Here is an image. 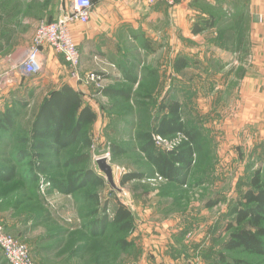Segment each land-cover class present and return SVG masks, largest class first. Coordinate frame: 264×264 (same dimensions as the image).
<instances>
[{
  "label": "rangeland",
  "instance_id": "374dc122",
  "mask_svg": "<svg viewBox=\"0 0 264 264\" xmlns=\"http://www.w3.org/2000/svg\"><path fill=\"white\" fill-rule=\"evenodd\" d=\"M211 1L202 0L195 8L214 24L197 34L187 31L184 41L183 52L198 51L205 57L198 71H186L198 89L183 92L178 88L174 61L180 58L172 43L167 46L162 40L147 51L152 55H136L130 46L131 60L95 61L93 70L81 67L83 72H100L98 79L76 83L83 89V101L96 113V120L83 129L91 144L85 146L81 136L55 153L30 148V128L50 87L37 76L19 75L14 61L18 54L9 57L30 33V23L24 25L19 16L32 14L34 1L0 0V112L14 105L19 113L14 129L0 131V167L13 163L19 173L10 182H0V226L26 245L34 263L212 264L217 260L229 236L225 229L233 218L229 210L254 170L264 168V93L257 92L264 89V21L257 19L258 11L249 0ZM191 18L197 21L196 16ZM187 24L192 28L195 22ZM17 28L20 35L15 38ZM165 53L174 60L161 61ZM162 66L168 88H163L166 78L157 75ZM19 87L26 88L23 95L16 92ZM40 87L44 89L36 98L33 91ZM113 91L128 92L129 97ZM166 94L180 101L186 126L197 128L201 135V152L182 185L160 176L139 149V134L157 124L158 104ZM160 139L156 143L160 151L176 148L184 140L180 135ZM112 146L120 152L114 153ZM22 151L33 156L18 161L16 156ZM84 155L88 157L83 159ZM101 157L111 167L114 186L97 167ZM37 161L53 166L36 172L37 179L32 180L30 163ZM90 169L101 174L103 185L87 184L63 194L48 181L49 177L59 182L77 179ZM127 172L143 177L121 185L120 178ZM217 196L222 201L207 207ZM119 200L132 213L129 231H118L112 222ZM104 213L108 225L104 233L93 235L91 229L100 226ZM225 253L248 264H264V255ZM0 264H7L1 250Z\"/></svg>",
  "mask_w": 264,
  "mask_h": 264
},
{
  "label": "trees",
  "instance_id": "16d2710c",
  "mask_svg": "<svg viewBox=\"0 0 264 264\" xmlns=\"http://www.w3.org/2000/svg\"><path fill=\"white\" fill-rule=\"evenodd\" d=\"M214 24L211 18L196 21L192 30L196 33ZM185 60H175V70L185 66ZM136 82L135 77L130 78ZM114 93L129 97L128 92L113 91ZM22 107L26 102H20ZM160 115L157 124L149 131L139 134L140 150L146 159L156 167L160 176L169 182L184 184L186 175L191 170L195 157L201 152L200 131L197 128L186 126L182 118L181 103L178 99H171L164 95L158 104ZM18 110L15 106L5 108L0 112V131L6 133L16 126ZM96 120L94 110L83 101L81 91L68 83H63L59 88L51 90L40 103L35 118L30 128V148L37 150H52L58 153L60 150L74 144L78 138L83 137L85 146H90L89 137L84 134V128ZM172 135H180L184 140L176 148L160 151L156 148L154 136L165 138ZM114 153L120 152L118 147L112 146ZM30 152L18 153L16 159L23 160ZM38 157V154H35ZM88 155L82 156L86 159ZM73 163L76 159L72 160ZM33 174L29 173L32 180H36V172L44 173L53 166L51 162L37 161L30 163ZM98 167V166H97ZM16 166L11 163L0 167V182H10L18 176ZM28 177V178H29ZM143 176L136 172L124 173L120 178V184L124 185L134 179ZM49 183L60 193L71 194L82 186L94 184L101 186L104 179L101 174L92 169L86 171L77 179L69 178L66 182H59L54 178H48ZM222 201L221 196L210 200L207 207H212ZM232 219L226 223L228 239L223 244V249L218 251L217 260L212 264H248L236 258H230L225 252L243 251L249 254L264 255V168H256L251 174L247 186L229 210ZM100 226L95 230L91 227L93 235L104 233L108 225V218L104 213ZM96 221V220H95ZM113 224L118 231L125 232L132 229V213L124 202H117ZM96 223H99L96 221ZM95 230V231H94Z\"/></svg>",
  "mask_w": 264,
  "mask_h": 264
},
{
  "label": "crops",
  "instance_id": "0c3cea01",
  "mask_svg": "<svg viewBox=\"0 0 264 264\" xmlns=\"http://www.w3.org/2000/svg\"><path fill=\"white\" fill-rule=\"evenodd\" d=\"M33 1L35 4L34 12L28 15L22 12L19 16L24 25H29L30 23L29 28L31 30L23 44L25 45L24 48L20 50V46L23 45L19 42L18 48L15 47L14 52L9 55V57L14 58L15 54H18V58L14 60L15 62H20L24 58L27 48L31 43L36 25L40 20H55L70 9V0L69 3H59L58 0ZM201 1L179 0L173 9H169L160 0L151 6H148L145 0H92L93 4L89 20L86 23L75 22L70 26L72 37L77 46H80L81 67L84 70H93L96 67L95 61L107 60L123 62V60H131L132 57L127 53L130 46L134 47L133 49L136 55L139 54L142 57L152 55L147 53V51L151 50L155 41L162 40L167 46H170L172 43V46L177 51L175 54H178L181 60L186 61L185 66L177 70L176 82L178 88H183V92L191 87L192 89H198L197 86L193 85L192 79L190 80V78L186 77V71H189V69L195 70V72L198 71L205 57L198 51L186 53L183 50L186 49L184 43L187 35L186 32L197 34L187 24L188 22H196L191 17L196 16L197 21L207 17L202 16L204 14H200L197 11L198 9L195 8ZM208 1L214 3L211 0ZM249 1L253 2L258 13H264V0ZM218 7L221 10L225 9L224 4H218ZM19 28H17L15 38L20 35ZM41 54L43 69L40 73L32 76L21 73L19 75H24L26 78H34L37 76L41 84L50 87V91L59 88L63 83H68L77 90H83L77 88L78 85L69 79L67 66L60 54L55 53L47 46L42 48ZM172 57V54L165 53L164 56L160 57V60L164 61L165 59L168 62L169 59L174 60L171 59ZM164 67L158 68L157 75L162 79L166 78L163 88H168L170 84L167 80L169 78L164 73ZM211 68L209 66L208 71H212ZM17 83L15 81V85ZM44 87L37 88L36 91H33L34 95L36 93V98L39 91H42ZM163 88L160 90L163 91ZM16 89L18 95H23L26 88L19 87ZM259 91L258 89V94L264 93V89L262 92ZM47 94L48 92L44 96Z\"/></svg>",
  "mask_w": 264,
  "mask_h": 264
},
{
  "label": "built area",
  "instance_id": "2783aa9c",
  "mask_svg": "<svg viewBox=\"0 0 264 264\" xmlns=\"http://www.w3.org/2000/svg\"><path fill=\"white\" fill-rule=\"evenodd\" d=\"M145 1L148 6H151L158 0ZM160 1L169 9H173L179 2V0ZM92 4V0H70L69 11L62 14L59 18L55 20H40L36 25L30 47L27 49L24 58L18 62L19 72L27 76L40 73L43 69L41 50L44 46H47L55 53L61 55L67 66L68 77L73 82L81 84L87 79H98L100 72L82 71L80 51L70 31L72 23H86L89 20ZM257 19L263 22L264 13H258ZM4 78L5 76H2L1 81ZM160 138L159 136H154L157 144L160 143ZM0 250L7 264H37L31 260L26 245L6 234L1 226Z\"/></svg>",
  "mask_w": 264,
  "mask_h": 264
},
{
  "label": "water",
  "instance_id": "95a60500",
  "mask_svg": "<svg viewBox=\"0 0 264 264\" xmlns=\"http://www.w3.org/2000/svg\"><path fill=\"white\" fill-rule=\"evenodd\" d=\"M96 164H97L99 170H100L102 173H104L107 182H108L111 186H114L111 167H110V165L107 163L106 158H105V157L98 158V159L96 160Z\"/></svg>",
  "mask_w": 264,
  "mask_h": 264
}]
</instances>
